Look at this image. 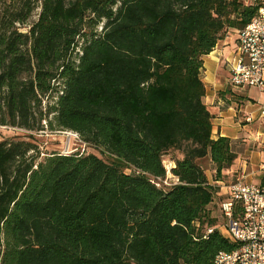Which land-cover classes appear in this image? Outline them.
I'll use <instances>...</instances> for the list:
<instances>
[{"label": "trees", "instance_id": "1", "mask_svg": "<svg viewBox=\"0 0 264 264\" xmlns=\"http://www.w3.org/2000/svg\"><path fill=\"white\" fill-rule=\"evenodd\" d=\"M245 1L0 0L1 124L33 130L51 97L50 128L112 158L37 161L33 142L1 141L0 264H213L235 248L217 230L203 237L219 223L199 161L217 182L236 156L230 140L212 139L201 73L262 5ZM167 155L170 187L156 185Z\"/></svg>", "mask_w": 264, "mask_h": 264}, {"label": "built area", "instance_id": "2", "mask_svg": "<svg viewBox=\"0 0 264 264\" xmlns=\"http://www.w3.org/2000/svg\"><path fill=\"white\" fill-rule=\"evenodd\" d=\"M237 47L226 59L232 88L254 87L264 91V4L249 23L238 30ZM75 53L81 52L76 49ZM264 115V111L261 112ZM77 134V133H76ZM77 141L81 142L79 135ZM82 143V142H81ZM164 165V164H163ZM170 164L162 181L167 187L179 184ZM159 185V182L156 184ZM218 210L221 222L206 229L204 238L214 230L235 245L231 252H220L213 264H264V185L246 184L241 179L226 186V197Z\"/></svg>", "mask_w": 264, "mask_h": 264}, {"label": "crops", "instance_id": "3", "mask_svg": "<svg viewBox=\"0 0 264 264\" xmlns=\"http://www.w3.org/2000/svg\"><path fill=\"white\" fill-rule=\"evenodd\" d=\"M256 0H246L252 4ZM264 4V0H259ZM238 30L228 29L213 50L203 58L201 78L203 103L211 115L212 139L230 140L236 158L222 172L223 178L264 185V91L254 87L232 88L226 59L234 56ZM207 175V173H206ZM210 184H221V181ZM222 193L226 197V187Z\"/></svg>", "mask_w": 264, "mask_h": 264}, {"label": "rangeland", "instance_id": "4", "mask_svg": "<svg viewBox=\"0 0 264 264\" xmlns=\"http://www.w3.org/2000/svg\"><path fill=\"white\" fill-rule=\"evenodd\" d=\"M3 2H5L7 5H12V0H3ZM33 7L35 10L33 11L32 16L27 22V25L29 26L34 23L39 16V3H34ZM0 9H2V6H0ZM27 30L28 28H19L20 33H26ZM86 31H89V28L86 27ZM95 31L100 32V28L97 27ZM58 83L61 87V82L59 81H56L54 85L56 86L57 91H60L61 88H59V86L57 87ZM53 100L54 99H52L51 97H44L40 106L35 107V120L33 122V130H26L20 127H12L10 125H2L1 121L4 117V111L0 106V142L4 140H25L33 142L37 146V161H41L45 157L52 154L71 155L79 153L83 155L94 154L97 157L110 162L112 158L109 157L104 151L77 141L76 137L78 136V134L68 130H58L57 128H55L54 124H52V128H50L49 123L50 121H53V117L51 114L45 116V113L47 111V108L53 103ZM199 163L201 164L203 169L206 170V173L211 182H213L215 174L212 171L213 169L211 167V163L206 159L200 160ZM163 164L166 165V167L170 164L174 167V163L171 161L170 155L164 157ZM125 172L128 173L130 172V170L126 169ZM231 182H233L232 178L228 179L222 177L220 185L214 184L216 187V193L214 195L212 203L208 206L207 210L209 217L211 216V218H217V223L221 222V215L218 210V205L220 201L225 198V195L222 193V191H224L225 187ZM161 184L162 183H159V185ZM221 234L226 235L223 230H221Z\"/></svg>", "mask_w": 264, "mask_h": 264}]
</instances>
